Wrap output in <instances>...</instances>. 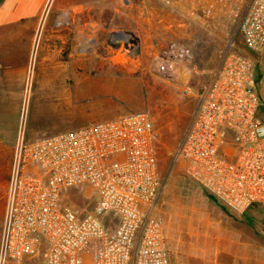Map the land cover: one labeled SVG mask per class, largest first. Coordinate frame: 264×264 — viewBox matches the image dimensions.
<instances>
[{"label": "built area", "instance_id": "2783aa9c", "mask_svg": "<svg viewBox=\"0 0 264 264\" xmlns=\"http://www.w3.org/2000/svg\"><path fill=\"white\" fill-rule=\"evenodd\" d=\"M224 40L222 60L172 154L186 176L236 213L264 214V122L257 65L264 66V0H155ZM247 51L248 54H245ZM172 43L166 74L190 67ZM23 106L0 231V264H170L158 212L157 132L147 111L27 140ZM78 190L87 201L68 202ZM91 205L90 208H88Z\"/></svg>", "mask_w": 264, "mask_h": 264}, {"label": "rangeland", "instance_id": "374dc122", "mask_svg": "<svg viewBox=\"0 0 264 264\" xmlns=\"http://www.w3.org/2000/svg\"><path fill=\"white\" fill-rule=\"evenodd\" d=\"M44 1L34 0L25 7L22 0L17 11L19 18L26 15L37 20L40 17L26 85L15 119L6 111L0 118V231L23 106L26 109L27 140L122 114L147 111L152 116L158 138V170L162 182L158 212L166 227L170 264L239 263L238 258L233 260L224 252L222 240L219 246H215L210 241H197L192 237L195 233L210 231L205 226L207 220L220 224L216 232L225 231L222 224L231 217L226 215L227 207L221 201L186 176L182 162L174 164L172 161L173 151L197 107V92L221 63L223 38L209 34L155 0H79L83 5L80 12L71 11L70 14L80 16L81 22H88L90 18L95 37L86 41L82 39L81 44L69 40L66 43H73V47L66 44L63 49L44 53L41 50L43 35L53 19L56 20L54 30L65 26L63 18L69 12L62 15L57 12L60 5L73 0H47L40 11V4ZM25 23L17 25L24 26ZM135 39L136 42L132 43ZM172 43L187 47L192 53V61L190 67L166 74L158 64L161 53ZM256 72V88L261 99L259 116L264 122V66L257 65ZM63 81L66 85L62 95L56 94L55 89L41 87ZM67 201L79 208L87 206L78 190H71ZM250 215L253 216L252 222L245 223L241 229L255 238L256 264H264V214L251 208ZM192 246L201 253L197 256L190 254ZM212 248L215 255L208 252Z\"/></svg>", "mask_w": 264, "mask_h": 264}, {"label": "crops", "instance_id": "0c3cea01", "mask_svg": "<svg viewBox=\"0 0 264 264\" xmlns=\"http://www.w3.org/2000/svg\"><path fill=\"white\" fill-rule=\"evenodd\" d=\"M23 1H25L24 6L29 7L28 5L30 3L32 4L34 0ZM46 1L47 0L40 4V11L44 8ZM21 5L22 0H3L0 3V118L3 112L6 111L9 114L11 113L15 119V114L17 113L18 105L23 97L26 85L34 44L35 29L40 17L38 16L37 20H34L36 17H25L26 15L20 18L17 17V11L21 8ZM82 7L83 5L79 0H73V2L66 1L64 4L60 5V10L57 12L58 14L62 15L65 12H69L68 16L63 18L66 24L60 29L54 30L56 20L53 19L45 35H43L44 40L41 50L44 53L53 49L55 51L63 49L66 44L73 47L72 42L71 45L66 43L69 40H74L81 44L82 39L86 41L87 39L90 40L95 37V27H92L91 30L90 18L88 22H81L82 18L80 16L70 14L71 11L75 12L78 10L80 12ZM32 14L34 13L32 12ZM39 14L40 12L38 15ZM23 21L26 22L24 26L23 24L17 25ZM81 23L83 26H81ZM70 28H72V30ZM86 28L88 32L85 31ZM58 41H60V43ZM65 85L63 81L62 83L53 82L51 84H44L41 87L55 89L56 94L62 95L65 93ZM62 110H64V108ZM226 215L230 216L231 219H226L222 224V227L226 228L225 231L216 232L215 229L220 227V224H217L215 221L207 220L205 226L210 231L201 234L195 233L192 237L194 236L193 238L197 241H210L215 246H219V242L222 240L224 242V252H226L229 257H232L233 260L237 258V261L240 260L239 263H234V261L231 263L228 261L222 264H256L258 250L255 246V238L251 236L250 232H244V230L241 229V226L245 225V223L250 224V222H252L253 216L250 215V209L246 210L244 213H236L227 208ZM208 252L209 254L215 255L213 248L211 252ZM189 253L193 256H197L201 251L192 246Z\"/></svg>", "mask_w": 264, "mask_h": 264}, {"label": "trees", "instance_id": "16d2710c", "mask_svg": "<svg viewBox=\"0 0 264 264\" xmlns=\"http://www.w3.org/2000/svg\"><path fill=\"white\" fill-rule=\"evenodd\" d=\"M258 78H257V76H256V80H257ZM202 188V187H201ZM205 190V189H204ZM206 191V190H205ZM208 192V191H207ZM209 193V192H208ZM210 194V193H209ZM211 195V194H210ZM213 196V195H212Z\"/></svg>", "mask_w": 264, "mask_h": 264}, {"label": "water", "instance_id": "95a60500", "mask_svg": "<svg viewBox=\"0 0 264 264\" xmlns=\"http://www.w3.org/2000/svg\"><path fill=\"white\" fill-rule=\"evenodd\" d=\"M136 42V39L135 40H132V43Z\"/></svg>", "mask_w": 264, "mask_h": 264}, {"label": "clouds", "instance_id": "9594fccd", "mask_svg": "<svg viewBox=\"0 0 264 264\" xmlns=\"http://www.w3.org/2000/svg\"><path fill=\"white\" fill-rule=\"evenodd\" d=\"M117 43H122L121 41H116Z\"/></svg>", "mask_w": 264, "mask_h": 264}]
</instances>
